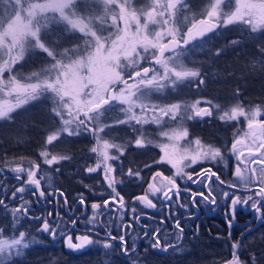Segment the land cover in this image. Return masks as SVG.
Here are the masks:
<instances>
[{"label": "flooded vegetation", "instance_id": "obj_1", "mask_svg": "<svg viewBox=\"0 0 264 264\" xmlns=\"http://www.w3.org/2000/svg\"><path fill=\"white\" fill-rule=\"evenodd\" d=\"M240 22L241 24L239 25L243 29L249 33L251 31L255 32L254 39L256 41L261 40V35L259 34L261 28L253 30L249 24L243 21ZM220 24L219 27H222L223 25L221 26ZM239 39L237 34L236 37L228 40V43L237 42ZM257 60H264V57L259 55ZM208 75L210 79L213 78L212 73H208ZM204 76H206L205 79L202 78ZM201 79L204 83L207 79V74L200 75L199 81ZM196 85L197 83H194V87ZM232 91L241 92L240 89L236 88ZM259 91L264 93L263 90ZM169 103L179 104L176 101ZM169 103L164 104L167 105ZM238 105L243 107L241 104ZM230 106L232 108L236 105L231 104ZM107 107L109 109L106 110ZM209 107V104H201L200 108L209 110ZM249 107V112L257 108L260 109V114L255 117L257 122L254 125L257 131L255 142H253L251 135H245L246 132H249L248 118L246 120L244 117L239 121L224 120L232 125L231 129L223 131L221 138L216 137L215 139H211V141H205L191 132V130L193 126H202L203 123H210V119H204L211 115L196 116L194 112L191 114L192 117L187 119L184 124L188 139L197 140L199 143L208 146L206 152L219 148L221 156L215 161L198 160L196 164H190L188 161L198 154L190 155L188 153L185 159L179 162V166L184 168V173L196 179L197 174L203 175L205 170L211 169L212 172L220 175L225 185L236 184V195L241 196V198H246L248 195L254 196L256 184L253 183L249 186L253 189L250 191L249 189H245L235 176V169L238 163L242 171H246L247 168L256 167V164H249L248 159L245 158L248 157L249 148L255 152L254 143L258 145L261 139H264V137L259 135V124L260 122H264V104H253ZM124 109L119 102L113 101L110 106H105L101 110L99 124L96 121L91 123L85 121L88 128L108 125V127L104 128L103 132L94 134L93 132L80 129V131L93 134L91 137L93 146L90 147V150L97 148V146L99 148L102 141H108L109 144L120 145L124 148L122 153L117 148H109L108 154L110 156L116 157L119 155L120 157L119 161L114 159L108 161V164L113 169L111 172L106 173L102 164L97 167L100 156L98 150L96 152L91 151V157H84L86 150L84 143L87 141L88 136L80 138L81 144L77 146L79 150L73 152L74 156L72 158L68 156L70 159H65L60 164L54 163L48 165L45 162L42 164L38 163L40 165L38 178L41 179V186L40 189L35 191H29L32 186L27 185L26 172L15 173L11 171L12 168L17 166L29 169L27 167L31 166V164L8 162L0 165V169H3L2 174H0V199L4 200L7 208L10 206V217L14 219L11 214L12 208L19 207L22 203L27 202L30 207V211L26 214L28 218L21 216L20 220L25 219L26 223H30L33 228H42L43 220L36 218L48 217V222L53 228L56 227L52 223L54 220L58 223L64 222L69 225L75 220L78 231H69L67 233L72 236L73 244L79 243L77 237L89 235L90 232L95 233V235L91 236V239L96 242L74 250H84L93 260L108 257L112 258V260L115 258L123 264H130L131 260H136L137 264H228V261L232 260L235 255L244 264H250L251 257L255 255L257 257V264H264V259H261L264 256V221L251 208L252 202L250 201L248 205L237 206L234 217L229 215L231 201L225 199L222 195H216L215 192L213 193V195H216L217 203L215 205L204 202L199 197H197L196 204L193 205L185 189L187 188L192 192H196L205 191V188L200 183L193 184L184 175L177 176L176 168L172 164L168 163L167 160L161 161L164 155L161 151L160 138L156 133L166 127H173L180 118V115L178 114L175 118L170 116L168 121L166 120L167 122L164 123L165 125L162 126L160 123L158 125L151 119L152 116L147 114V123L138 124L136 121L128 119V113ZM119 111L121 115H118ZM106 117L109 120L103 119ZM121 120L126 121V123H117V121ZM140 138L144 140V144L137 146L135 141ZM238 139L242 140L243 143L237 145V152H233L232 145ZM177 142H172L173 147ZM177 144L180 145V142ZM239 152H243L244 156L240 160H237ZM89 159L91 161L87 164L85 160ZM172 160L178 161L179 159ZM156 161L161 162L155 163ZM257 163H259L258 158ZM121 165L123 166L122 168ZM145 165H151V167L145 168ZM89 167L96 170L89 173L87 171ZM129 169L138 171L140 177L134 178L128 176ZM157 172H162L165 177L175 179L181 191L178 198L173 195L171 203H161L160 199L149 196V199H152L156 205L154 208H149L142 202L136 201L135 197L147 191V183H142V180L147 179L148 182H152V175ZM256 175H259V170H257ZM14 177L24 179L25 185H21L19 179H14ZM106 177H114L115 180L122 181V183L116 185V191L120 192L124 197L125 207L122 218L118 205L110 202L109 208L112 211L103 207L104 201L109 199L111 191ZM49 180L51 183L48 182ZM213 180H215V177H213ZM21 186H25V192L21 193L13 201L12 191ZM210 186L216 189V191H221L215 183H210ZM39 190L45 192V197L38 195ZM223 191L232 192L233 190L224 187ZM60 192H63L64 196L67 197V204L59 196ZM80 195L84 197L83 206L76 199ZM205 195H208L207 191H205ZM92 204H98L101 207L93 209L91 207ZM261 211L264 212V209ZM49 213H51V216H48ZM137 216H139L138 220L136 219ZM174 218L179 219L183 229L182 233L176 230ZM230 220L231 224H229ZM85 225H88V227H85ZM120 225H124L123 229L119 227ZM128 225H131V227H128ZM152 228L161 229L157 233L160 240V248L151 247L154 241L150 234L146 235L148 230ZM108 231H111L112 235L117 238V241L119 240V235H124L127 245L135 248L136 255L130 254L129 256H125L120 251L117 241L112 242V247L105 248L103 245L107 243L105 238ZM46 235L50 240L56 241L69 249L66 243V236L57 234L56 237H53L49 233ZM166 241L170 242L174 247H168ZM237 242H241V247L233 249V244ZM161 249L166 250L161 251Z\"/></svg>", "mask_w": 264, "mask_h": 264}, {"label": "snow or ice", "instance_id": "obj_2", "mask_svg": "<svg viewBox=\"0 0 264 264\" xmlns=\"http://www.w3.org/2000/svg\"><path fill=\"white\" fill-rule=\"evenodd\" d=\"M68 0H65L63 4L55 5L58 8H63L66 6ZM181 0H170L167 4H159L158 0H155L153 2V5L151 9L149 10V14L146 16V19H151V17L155 14V10L157 7H160L162 10L165 8H168L169 10L174 9L176 4L180 3ZM236 10L232 13H224V19L222 21L223 24H232L236 21H243L246 24H249L253 30H257L260 28H264V15H258L257 10H264V0H260L259 4L254 3H244L243 0H236ZM0 5H3V7H0V17H3V19H0V48H3L5 50L4 54L8 56V59L3 60L2 63H0V77L3 76L5 71H11L12 66L17 63L19 59H23L24 50H25V41L28 40V38H31L34 41V46L42 49L44 52H46L49 56H53V53L49 51L47 47H45V44L41 42L40 40V31L41 28L44 25H40L39 27H34L33 25L27 24L24 21L30 19L36 9L44 10L47 7H50L52 5L47 4H35V3H29V0H0ZM221 7V0H216L215 4L211 5V10L207 12V19H202L198 23L193 24L191 28L188 29L187 33L182 37L183 45L187 46L190 45V42L195 41L197 37H203L206 33L212 32L215 28L219 27L220 24V17L222 15L220 11ZM7 9V10H6ZM17 11L20 12V17L17 18L16 13ZM6 24V26H5ZM72 27L74 29H79L81 33L85 32L86 25L82 21H72L71 22ZM166 36L172 37L173 42L161 45L158 41L161 37L160 33H156L157 41H150L146 40L144 42H141L137 47L139 51L137 52V55H139L141 52L148 53L149 50H152V59L155 61L157 65H159L162 69V75H160V72H155L151 78L149 77V73L152 71L150 68L144 69V75L145 78L141 79L137 82V84L134 86V88L129 89V92L127 95L124 94H118V95H111L108 96L106 99H103L100 103H96L94 100H88L86 102H81L80 100V93L78 91H74L72 88H69V80L74 75V67L76 66H68L63 63H61L59 60H56V62L51 66V71L58 72V74L55 76L54 79L49 82L48 80L43 81L42 83L38 84H31L24 87L19 86V83L15 81V78H11L7 85H4L5 87H8L11 91H16L18 93H23L25 95V99L20 101L21 103L26 102L28 99H35L39 93L40 90H51V92L55 93V96L58 100V108H54L53 112L56 113L57 116H61V119H63V116L61 115V110H59V103H63V107L68 110V115L71 117V119H63V127H61L58 131L54 132L52 135H49L47 138V143L51 144L53 141H58L60 136L64 134L68 135H75L78 133V131L83 128L84 131H90L94 134L97 132H103L105 127H108V125H104L102 127L97 128H88L85 121H88L89 123L96 121L97 124H99V117L101 114V110L105 108V106H110L113 101H119L121 104L127 105L126 109L124 111L128 113V119L130 121H136L139 123H147V120L143 119L142 117H139L135 114L134 109L139 107L141 110L146 109V105L143 103H137L138 100L142 98L141 96H137V93L141 92V88H156V89H163L165 87V82H170L171 84H175L177 81L184 80L188 77H199L201 73L197 70H192L185 68L184 65L180 62V55L182 53L176 52L177 49L181 48V41L176 42L174 37V29L168 28L167 32L165 33ZM7 41V43H6ZM19 49V52L16 56L12 55L13 49ZM67 51V50H66ZM166 52H173L175 53V58L173 56H165ZM258 55L264 57V48H261L258 50ZM171 58V63L173 64L172 67L169 66L170 60L168 58ZM129 77L131 79H135V76L133 74H129ZM0 84H3V81L0 80ZM199 84H203V80L201 79L199 81ZM83 87V85L81 86ZM102 86L96 85L93 88L92 92L86 93L88 96H92L95 94L96 90ZM10 94V93H9ZM67 98V100L65 99ZM206 103V101L197 100L194 104H192L191 110L194 112V115L196 116H207L211 115L210 110L206 108H197V105L200 103ZM14 107H19V104L17 105H11L7 104L4 106H0V118L8 116L9 112L13 110ZM73 108H75V112H73ZM86 109V110H85ZM181 110L180 104H172L168 106L167 108L160 109V115L161 116H167L171 115L173 118H175ZM80 113H83V119H80ZM89 113H94V115H89ZM260 114V109L257 108L254 111L250 113H245L244 109L240 105H236L230 110V113L226 112L224 116L221 117V119H231L235 120L240 116H248V129L249 132H246L245 135H251L253 138V142H255L257 137V131L254 127V125L257 123L255 120V117H257ZM157 123H159V120H156ZM117 123L123 124L126 123V121H117ZM75 124V129L71 128V125ZM187 131L185 130L182 133L174 135V139H179L181 136H186ZM259 135L261 137H264V122H260L259 124ZM243 143L242 140L238 139L236 140L232 145V151L237 152V145ZM135 144L137 146H142L144 144V140L142 138L137 139L135 141ZM255 152L252 151L251 148H249L248 151V157L245 159H248L249 164H256L255 168H247L246 171H242L240 164L238 163L235 169V176L240 181L241 185L245 189H249L252 191L249 186L253 183L256 184V188L254 190V196L248 195L246 198H241V196L236 195V184H228L225 185V182L221 179L220 175L216 172H212L211 169L205 170L203 175L197 174L196 179H193L191 176L184 173V168L179 166L178 161H174L170 158H168L167 154L161 158V161L167 160L168 163L172 164L174 168H176V175L181 176L184 175L187 177L188 180H190L193 184L200 183L204 188L205 191H207L208 195H205V191H196L192 192L188 190L187 188L185 191L188 192V195L190 197V202L195 205L197 201V197L200 198V200L210 203L211 205H215L217 203L216 201V195H222L225 199L231 201V209L229 212V215L235 216L237 206L239 205H248L251 201V208L255 210L256 213L260 215V218L262 221H264V212L261 210L264 209V139H261L260 143L258 145H255ZM117 148L119 149V152H123L124 148L120 145L115 144H109L108 141H103V151L100 152L99 156V164L97 167H99L101 164L104 165L105 172H111L113 169L108 164L109 160H116L119 161V155L116 157H112L108 154L107 149L108 148ZM167 148V146H165ZM98 149L93 148L92 151L96 152ZM42 156L45 157V163L48 165L56 163L58 160H65L70 159V157L67 156H57L52 155L51 158L48 157L47 152L41 153ZM221 156V150L219 148L212 149L208 152H202L199 153L197 156H193L188 163L190 164H196L198 160H211L215 161L218 157ZM244 156L243 152H239L237 156V160H240L241 157ZM257 158L259 159V163H257ZM161 161H156L155 163H160ZM19 164V162H17ZM123 166L121 165V168ZM145 168H150L151 165H145ZM40 169V165L38 163H34L31 168L24 169L19 166L12 168L11 171L15 173H23L26 172V180L27 185H31L32 188L29 189V191H35L40 189L41 186V179L38 178V171ZM96 169L89 167L87 168V171L89 173H92ZM257 170H259V175L257 176ZM3 169H0V174H2ZM128 176L139 178L140 173L138 171H135L133 169H129ZM213 177H215V180H213ZM109 181V188H110V195L109 199L104 201L103 207L108 209L109 211H112L111 208H109V203L118 205L120 209V215L122 218L123 209L125 207L124 205V197L120 194V192L116 191V185L118 183H122V181L115 180L114 177H106ZM14 179H19L21 185H25V180L21 179L20 177H14ZM51 183V181H48ZM142 183H147V191H145L142 195L136 196L135 200L142 202L145 206L149 208H154L156 205L153 203L152 199H149V196H152L153 198L160 199L161 203L168 202L171 203L173 195H175L177 198L180 195V187L177 184L176 180L171 177H165L162 172H157L152 175V182H148L147 179H143ZM210 183H215L217 185V188L221 189V191H216V189L212 188L210 186ZM224 187L231 188L233 191H223ZM25 192V186H21L14 191H12V199L13 201L16 200L18 196H20L21 193ZM216 193V195H213V193ZM38 195L40 197H45V192L43 190L38 191ZM51 195V194H49ZM59 196L64 199L65 204L68 203L67 197L64 196L63 192L59 193ZM255 197V198H254ZM23 199L22 197H20ZM76 199L79 201L80 205H84V197L82 195L77 196ZM91 207L93 209H97L101 207V205L98 204H92ZM0 208H7V206L4 203L3 199H0ZM30 211V207L27 202L22 203L19 207L12 208L11 214L14 217L15 221L19 223V220L21 219V216H24V218L27 217V213ZM133 212H135L134 209H132ZM48 216H51V213L48 214ZM36 219H42V231L49 233V235L56 237L57 234L61 236H66V243L69 248L72 249H80L84 247L85 245H90L95 243L96 241H93L91 239V236L95 235L94 232H90L89 235L86 236H80L77 237L79 243L73 244L72 242V236L68 235L67 233L69 231L75 232L78 231V228L76 226V221L73 220L71 225L64 223V222H57L52 221L53 224L56 225L55 228H53L49 222L48 217L44 218H36ZM136 219H139V216L136 217ZM175 219V227L176 230L180 233L183 232V229L180 225L179 219ZM159 223V222H158ZM229 224H231V220L229 221ZM85 227H88V225H85ZM121 229H123L124 225L119 226ZM128 227H131V225H128ZM161 229L152 228L149 229L146 235H151L154 243L151 245V247L154 248H160V240L157 236V233L160 232ZM107 243H105L103 246L105 248L112 247V242L117 241V238L112 235L111 231H108L106 238ZM179 239V237H177ZM117 243L120 246V251L125 255L129 256L136 255V250L134 247H129L127 245V242L125 241L124 235H119V240ZM166 245L168 247H174L170 242L166 241ZM28 243L25 242V233L19 232L18 238L13 237L11 239H5L3 238V229H0V264H14V259L18 257L23 249L28 248ZM241 247V242H237L233 244V249H239ZM166 249H161V251H164ZM261 259H264V256L261 257ZM130 264H137L136 260H131ZM228 264H244L243 261L239 259L238 256H233V259L228 261ZM250 264H257V257L253 255L251 257Z\"/></svg>", "mask_w": 264, "mask_h": 264}, {"label": "rangeland", "instance_id": "obj_3", "mask_svg": "<svg viewBox=\"0 0 264 264\" xmlns=\"http://www.w3.org/2000/svg\"><path fill=\"white\" fill-rule=\"evenodd\" d=\"M64 2L65 0H29V3L52 6L44 10L36 9L34 15L24 22L34 27L46 25L50 22L58 24L63 23L65 27L75 30L79 36H81L80 40L67 49L55 51L47 47L49 51L53 53V56H49L45 52L47 60L38 67L31 69L23 63V59L27 52H32L39 48L34 46V41L31 38H28V40L25 41L23 59H19L17 63L12 66L11 71H5L3 76L0 77V80L3 81V84H0V106L7 104L21 105L25 103L20 102L25 99L23 93H18L16 91L10 92V89L4 86L7 85L11 78L14 77L15 81H17L21 87L42 83L45 80L51 82L58 74V72L51 71V66L56 60L68 66H76L74 67V75L69 80L68 86L80 93L81 102L94 100L96 103H99L104 98H107L109 94L127 95L130 87L134 88L139 80L145 78L144 69H152L148 78H151L155 72H160V75H162L161 67L152 59V50L150 49L148 53L141 52L137 55L139 51L137 46L146 40L157 41L158 38L156 33L161 34L162 38L158 41L161 45L167 41L173 42L172 37L165 35L167 29L172 28L174 29L175 41H181V48L177 49L176 52L182 53L180 55V62L184 65L182 60L187 46L183 45L182 37L193 24L202 19H207V12L211 10V5L215 4L216 0H209L206 6L191 12L182 10L181 2L176 4L175 8L171 10L168 8L162 10L160 7H157L151 19H146V16L149 14V10L155 0H68L66 6L63 8L55 6L63 4ZM168 2L169 0H158L159 4H167ZM243 2L259 4L260 0H243ZM0 7H3V5H0ZM236 7V0H221V23L224 19L223 14L235 12ZM257 14L264 15V10L258 9ZM16 16L17 18L20 17L19 11H17ZM0 19H3V17H0ZM72 21H82L86 25L85 32L81 33L79 29H74L71 24ZM57 30L58 27L54 26L48 27L47 30L41 28L40 40L41 37H45L52 41L56 40L54 35ZM57 42L61 43V39H57ZM4 52L5 50L0 48V63L8 59V56H6ZM18 52V48L13 49L12 55L16 56ZM165 56H173V58H175V53L166 52ZM168 59L170 60L169 66L172 67L171 58L169 57ZM184 67L187 68L185 65ZM130 73L135 76V79L129 77ZM181 81H177L176 83ZM82 85L83 87H81ZM96 85L102 87L98 88L94 95H86V93L92 92ZM172 85L173 84L170 82H165V87L163 89L171 87ZM163 89L141 88V92L136 95L141 96V93L143 95L137 103H143L147 107L145 110H141L139 107L135 108V114L145 120L148 119L147 114H149L152 116L151 119L153 121L156 122L158 119L160 125L164 126V123L168 121L171 115L161 116L160 109L167 108L173 103L166 105L156 101L158 93L160 95V91ZM111 91H114V93ZM43 96L51 98L54 101V108H58V100L55 93L51 92V90H40L36 98ZM65 99L67 100V98ZM194 103L195 102L179 103L181 105V110L179 113L180 118L177 123L173 127H166L162 129V131L160 130L156 133L160 138V146L163 155L165 156L167 154L170 159H179L178 162L185 159L188 153H190V155H195L206 152L208 148V146L199 143L197 140L188 139L187 135L181 136L179 139L173 138L174 135L185 131L184 124L187 119L192 117L191 114H193V111L190 106ZM239 104L243 105L245 113L254 111L252 110L249 112V106L253 105L252 103ZM120 105L125 109L127 107V105L121 103ZM200 107L201 105H197V108ZM59 110H61L63 119H71L68 115V110L63 107L62 102L59 103ZM230 110L227 112L230 113ZM73 112H75V108H73ZM224 114V112H220L219 116L222 117ZM89 115H93V113ZM59 117L61 118V116ZM83 118V113H80V119ZM243 118L247 120L248 116H240L234 121H239ZM63 119H61V127H63ZM159 123L157 124L159 125ZM71 128L75 129V124H72ZM173 141L180 142V145H178L177 142L173 147ZM165 146H167V148ZM97 149L99 152L104 150L103 141L100 143L99 148L97 146ZM107 152H109V148ZM27 168H31V166L29 165ZM18 235L6 237L3 235V238H18ZM25 242L27 243L26 240Z\"/></svg>", "mask_w": 264, "mask_h": 264}, {"label": "trees", "instance_id": "obj_4", "mask_svg": "<svg viewBox=\"0 0 264 264\" xmlns=\"http://www.w3.org/2000/svg\"><path fill=\"white\" fill-rule=\"evenodd\" d=\"M208 1L181 0V9L191 12L206 6ZM239 24L240 21L227 25L221 23L222 27L215 28L203 37H197L187 45L182 61L187 68L197 70L201 75L207 74L203 84L198 83L199 77H189L161 91L156 98V101L164 103L206 101L199 105H210L211 116L204 120L210 119L211 122L203 123L202 126H193L191 130L205 141L221 138L223 131L231 129L232 125L219 116L220 112L225 113L230 110L231 104H264V93L259 91H264V60H257L258 49L264 48V28L259 31L261 40L256 41L255 32L249 33ZM51 26L58 27L54 35L56 40H48L45 37H41V40L52 50L67 49L81 38L75 30L65 27L63 23L50 22L42 28L47 30ZM236 33L240 38L239 41L229 44L228 40L236 37ZM57 39H61V43L57 42ZM46 60V53L42 49H36L26 53L23 63L33 69ZM208 73L213 74L212 79ZM202 78L205 79L206 76ZM194 83H197L196 87ZM234 88L240 89L241 92H233ZM48 98L43 96L30 99L14 108L8 116L0 118V165L8 162L28 163L31 166L32 163L42 164L45 162V157L41 155L43 152L49 154L47 157L49 159L51 155L72 158L73 152L79 150L77 146L81 144L80 138L84 136H88L84 143L86 147L84 157H91L93 134L89 132L64 134L58 141L47 143L48 136L62 126L61 118L53 112L54 101ZM113 113L115 114L114 111ZM118 115H121L120 111ZM103 119L109 120L108 117ZM63 161L58 160L56 163L60 164ZM90 161V159L85 160L87 164ZM9 209L10 206L6 209L0 208V229H3V235L16 236L19 232H24L25 240L29 245L14 259V264H123L115 258L112 260L108 257L93 260L84 250L68 249L50 240L47 233L41 230L42 228H33L25 219L17 223L10 217Z\"/></svg>", "mask_w": 264, "mask_h": 264}, {"label": "water", "instance_id": "obj_5", "mask_svg": "<svg viewBox=\"0 0 264 264\" xmlns=\"http://www.w3.org/2000/svg\"><path fill=\"white\" fill-rule=\"evenodd\" d=\"M169 2H170V0H169ZM168 2V3H169ZM172 41H167L166 43H164L163 45H166V44H169V43H171Z\"/></svg>", "mask_w": 264, "mask_h": 264}]
</instances>
